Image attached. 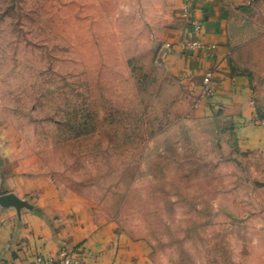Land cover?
I'll return each mask as SVG.
<instances>
[{
    "label": "rangeland",
    "instance_id": "obj_1",
    "mask_svg": "<svg viewBox=\"0 0 264 264\" xmlns=\"http://www.w3.org/2000/svg\"><path fill=\"white\" fill-rule=\"evenodd\" d=\"M231 13L234 69L264 119V0ZM174 18L168 0H0V133L45 174L163 236L186 179L259 174L231 123L196 113L172 73Z\"/></svg>",
    "mask_w": 264,
    "mask_h": 264
},
{
    "label": "crops",
    "instance_id": "obj_2",
    "mask_svg": "<svg viewBox=\"0 0 264 264\" xmlns=\"http://www.w3.org/2000/svg\"><path fill=\"white\" fill-rule=\"evenodd\" d=\"M168 2L177 22L167 31L172 73L198 100L196 113L231 123L238 153L259 174L186 179L185 194L171 196L175 218L163 236L45 174L0 133V264L58 258L64 249L80 264H264V119L248 79L234 69L228 37L231 12L245 0H193V15L202 22L198 34L183 18L186 0ZM195 41L203 47H181ZM216 68V95L208 99L203 80Z\"/></svg>",
    "mask_w": 264,
    "mask_h": 264
},
{
    "label": "built area",
    "instance_id": "obj_3",
    "mask_svg": "<svg viewBox=\"0 0 264 264\" xmlns=\"http://www.w3.org/2000/svg\"><path fill=\"white\" fill-rule=\"evenodd\" d=\"M186 7L183 11V18L185 21H188L193 28L195 33H200L202 30V22L195 18L194 13V5L193 0H186ZM172 45H169L171 47ZM181 47L185 50L191 51L197 48L203 47L202 43L199 41H195L192 43H183ZM218 71V68L209 71L206 73L202 90L203 94L208 99H213L216 95L213 84V76ZM31 264H80L79 261L75 258L74 254L69 252L68 250H62L58 256V258H49V257H38Z\"/></svg>",
    "mask_w": 264,
    "mask_h": 264
},
{
    "label": "water",
    "instance_id": "obj_4",
    "mask_svg": "<svg viewBox=\"0 0 264 264\" xmlns=\"http://www.w3.org/2000/svg\"><path fill=\"white\" fill-rule=\"evenodd\" d=\"M6 203H7V204H10V203H12V201H10L9 198H6Z\"/></svg>",
    "mask_w": 264,
    "mask_h": 264
}]
</instances>
